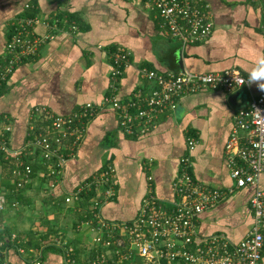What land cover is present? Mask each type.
Returning a JSON list of instances; mask_svg holds the SVG:
<instances>
[{"label":"crops","instance_id":"crops-1","mask_svg":"<svg viewBox=\"0 0 264 264\" xmlns=\"http://www.w3.org/2000/svg\"><path fill=\"white\" fill-rule=\"evenodd\" d=\"M203 2L210 5L213 31L204 42L184 45L166 33L150 0H0V55L12 23L20 17H40L43 22L35 32L49 37L36 55L17 66L0 95V121L12 126L11 149L23 147L36 106L67 115L88 102L106 104V97L114 93L110 76L118 47L131 53L116 93L121 99H128L140 84L149 85L140 77L141 67L199 73L238 69L247 78L250 53H264V0ZM262 92L252 84L232 92L209 88L186 95L175 110L159 114L151 132L137 138L122 132L116 112L107 106L89 122L54 191L46 189L47 180L39 176L45 172L39 160L33 164L35 176L22 189L9 174L12 166L0 167V180L7 183L1 185L7 203L0 212V238L9 242L4 248L10 263L26 264L27 259L41 256L43 264H65L63 245L72 248L76 264H84L97 252L98 232L85 223L92 219L91 205L68 204L64 199L107 164L116 168L117 187L116 197L102 208L109 221L135 219L150 176L163 201L174 199L173 182L190 138L196 141L191 153L195 178L213 188L231 186L225 147L234 116ZM258 185L264 188V173ZM253 191V187L239 189L204 212L199 220L201 236L223 232L239 242L252 222ZM12 234L18 237L12 239Z\"/></svg>","mask_w":264,"mask_h":264},{"label":"built area","instance_id":"built-area-1","mask_svg":"<svg viewBox=\"0 0 264 264\" xmlns=\"http://www.w3.org/2000/svg\"><path fill=\"white\" fill-rule=\"evenodd\" d=\"M150 1L164 21L166 33L182 44L204 42L211 35L214 24L210 5L203 0ZM42 22L40 17L33 15L20 17L12 23L5 51L0 55V92L17 66L36 55L46 43L49 37L35 32V27ZM70 26L73 31L77 30L76 23ZM57 27L55 24V29ZM130 64L131 53L118 47L110 76L114 93L106 97V104L102 106L88 102L67 115L57 114L45 106L34 107L29 132L20 149H11L8 133L12 126L0 121V150L16 160L13 175L17 187L32 180L33 164L39 160L45 165V172L39 176L47 180L46 189L54 191L68 161L76 156L89 122L107 106L116 112L123 133L143 137L156 127L161 112L175 110L186 95L209 88L232 92L248 85L247 78L238 69L199 73L187 69L160 72L141 67L140 77L149 85L142 83L128 99H121L116 93ZM187 144L188 151L180 159V173L173 182L174 199L169 203L163 201L155 192L150 176L139 213L131 223L128 220L109 221L102 216L103 206L117 193L113 165L65 195V203H84L87 193L94 191L86 202L91 205L92 219L85 223L93 225L98 232L94 239L98 247L111 248L109 253L100 252L101 255L85 264H263L264 188L258 184L264 173V92L253 95L249 106L234 116V127L225 147L231 186L213 188L195 178L191 153L196 141L190 138ZM26 158L30 161L26 162ZM244 187L254 188L250 199L252 222L244 237L234 242L223 232L201 236L200 216ZM6 203V195L0 190V212ZM17 237L12 234V239ZM4 246L5 242L0 239V264H11ZM71 254L72 248L66 247L65 264H76ZM26 264H43V261L39 256L27 259Z\"/></svg>","mask_w":264,"mask_h":264},{"label":"trees","instance_id":"trees-1","mask_svg":"<svg viewBox=\"0 0 264 264\" xmlns=\"http://www.w3.org/2000/svg\"><path fill=\"white\" fill-rule=\"evenodd\" d=\"M31 13H34V12H31ZM150 69V68H149ZM6 84V83H5ZM5 84H3V86L1 87V92H0V94H2V92H3V88H4V86H5ZM126 136H129V137H134V138H137V136H135V135H131V134H127V133H124ZM26 162H28V161H30V159H24ZM15 158L14 157H12V156H7V154L5 153V152H3L2 150H0V167H4L5 169L8 167V166H12L11 168H10V170H9V174L11 175H13V169H14V165H15ZM35 164V163H34ZM109 166H112V164H107V165H105L103 168H102V170L101 171H103L105 168H107V167H109ZM114 166V165H113ZM35 167V166H34ZM101 171H99L98 173H100ZM35 173H36V167L33 169V176H35ZM15 178V177H14ZM93 177H91V179H92ZM90 180V179H89ZM3 183L4 184H7V183H5L4 181H1L0 180V190L3 192V190H2V188H1V185H3ZM8 186H9V183H8ZM17 186V185H16ZM18 188V187H17ZM22 188H24V187H21L20 189H22ZM116 191H117V187H116ZM94 195V191H91L90 193L88 192L87 193V196H86V202L90 199V196H93ZM116 195H117V193H116ZM116 197V196H115ZM6 200H7V196H6ZM64 201H65V199H64ZM86 204V203H85ZM139 213V212H138ZM137 213V214H138ZM134 220V219H133ZM132 220V221H133ZM132 221H129V223H131ZM51 234L50 235H56V233L54 234L53 232H50ZM2 236L4 237V235L2 234ZM1 240H3L4 242H5V244L7 245V243H9L7 240H5L4 238H0ZM65 248H66V246H64L63 245V247H62V249H63V251H65ZM110 247H106V246H104V245H99V247H97V249H96V253H93V254H91L90 255V257L87 259V260H85L86 262L88 261V260H90V259H93V258H95L97 255H101L102 253H100V252H106V253H109L110 252ZM262 253H263V251H262ZM71 256H72V254H71ZM109 261L110 260H108L107 261V263H109ZM85 264V263H84Z\"/></svg>","mask_w":264,"mask_h":264},{"label":"clouds","instance_id":"clouds-1","mask_svg":"<svg viewBox=\"0 0 264 264\" xmlns=\"http://www.w3.org/2000/svg\"><path fill=\"white\" fill-rule=\"evenodd\" d=\"M251 67L248 71L247 83L255 84L260 91H264V53H250ZM245 81H243V84ZM147 245L144 251L146 252ZM151 259V257H149Z\"/></svg>","mask_w":264,"mask_h":264},{"label":"rangeland","instance_id":"rangeland-1","mask_svg":"<svg viewBox=\"0 0 264 264\" xmlns=\"http://www.w3.org/2000/svg\"><path fill=\"white\" fill-rule=\"evenodd\" d=\"M9 203V202H8Z\"/></svg>","mask_w":264,"mask_h":264}]
</instances>
